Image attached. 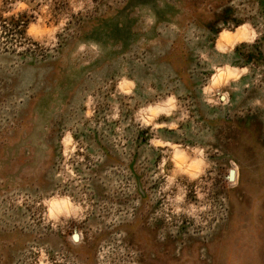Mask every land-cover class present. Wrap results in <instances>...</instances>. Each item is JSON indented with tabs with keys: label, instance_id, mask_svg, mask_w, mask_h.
<instances>
[{
	"label": "rangeland",
	"instance_id": "1",
	"mask_svg": "<svg viewBox=\"0 0 264 264\" xmlns=\"http://www.w3.org/2000/svg\"><path fill=\"white\" fill-rule=\"evenodd\" d=\"M0 264H264V0H0Z\"/></svg>",
	"mask_w": 264,
	"mask_h": 264
},
{
	"label": "water",
	"instance_id": "2",
	"mask_svg": "<svg viewBox=\"0 0 264 264\" xmlns=\"http://www.w3.org/2000/svg\"><path fill=\"white\" fill-rule=\"evenodd\" d=\"M232 175H233V170H231L230 173H229L230 178H231ZM76 235H77V234L74 233V234H73V237L76 238Z\"/></svg>",
	"mask_w": 264,
	"mask_h": 264
},
{
	"label": "clouds",
	"instance_id": "3",
	"mask_svg": "<svg viewBox=\"0 0 264 264\" xmlns=\"http://www.w3.org/2000/svg\"><path fill=\"white\" fill-rule=\"evenodd\" d=\"M19 8H23V7H25L23 4H20L19 6H18ZM29 32H31V29H29Z\"/></svg>",
	"mask_w": 264,
	"mask_h": 264
}]
</instances>
